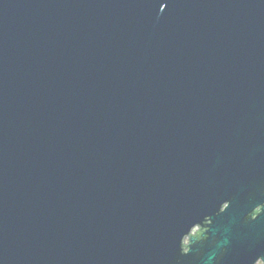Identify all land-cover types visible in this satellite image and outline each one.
Returning a JSON list of instances; mask_svg holds the SVG:
<instances>
[{
  "label": "water",
  "instance_id": "obj_1",
  "mask_svg": "<svg viewBox=\"0 0 264 264\" xmlns=\"http://www.w3.org/2000/svg\"><path fill=\"white\" fill-rule=\"evenodd\" d=\"M263 254L264 0H0V264Z\"/></svg>",
  "mask_w": 264,
  "mask_h": 264
},
{
  "label": "flooded vegetation",
  "instance_id": "obj_2",
  "mask_svg": "<svg viewBox=\"0 0 264 264\" xmlns=\"http://www.w3.org/2000/svg\"><path fill=\"white\" fill-rule=\"evenodd\" d=\"M259 211H260V208H256L254 210V216H256V214H258ZM206 224H207V222L204 223V225H206ZM190 232H191L190 236H186L183 239V243H182L183 249L182 250L184 253H186L188 251V244H189L190 237H194V238L200 237L202 235V233L205 232V229L202 226H195ZM253 264H264V254H263V256H260L259 258H257Z\"/></svg>",
  "mask_w": 264,
  "mask_h": 264
},
{
  "label": "bare ground",
  "instance_id": "obj_3",
  "mask_svg": "<svg viewBox=\"0 0 264 264\" xmlns=\"http://www.w3.org/2000/svg\"><path fill=\"white\" fill-rule=\"evenodd\" d=\"M190 234H191V232H190ZM190 234H189V236H190Z\"/></svg>",
  "mask_w": 264,
  "mask_h": 264
}]
</instances>
